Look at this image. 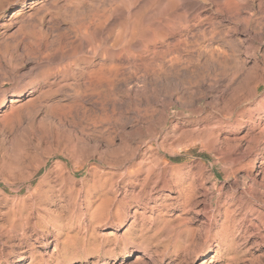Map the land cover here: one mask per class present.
Masks as SVG:
<instances>
[{"label": "rangeland", "instance_id": "374dc122", "mask_svg": "<svg viewBox=\"0 0 264 264\" xmlns=\"http://www.w3.org/2000/svg\"><path fill=\"white\" fill-rule=\"evenodd\" d=\"M0 228V264H264V0H0Z\"/></svg>", "mask_w": 264, "mask_h": 264}, {"label": "bare ground", "instance_id": "6f19581e", "mask_svg": "<svg viewBox=\"0 0 264 264\" xmlns=\"http://www.w3.org/2000/svg\"><path fill=\"white\" fill-rule=\"evenodd\" d=\"M140 7V5H139ZM103 48V47H102ZM94 49V48H93ZM148 166V165H147ZM154 172V171H153ZM151 173V172H150ZM123 178V177H122ZM27 207V206H26ZM25 210V202L18 198V199H15V201L13 202L12 204V210H11V213H15V214H18V216H22L23 212ZM1 229V228H0ZM3 231V229L1 230ZM19 261L17 260H14L13 263L14 264H17Z\"/></svg>", "mask_w": 264, "mask_h": 264}]
</instances>
